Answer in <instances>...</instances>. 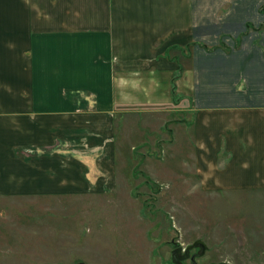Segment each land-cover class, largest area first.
<instances>
[{
	"label": "crops",
	"instance_id": "1",
	"mask_svg": "<svg viewBox=\"0 0 264 264\" xmlns=\"http://www.w3.org/2000/svg\"><path fill=\"white\" fill-rule=\"evenodd\" d=\"M262 5L0 0V197L56 192L52 173L64 182L76 159L36 148L109 152L113 109L171 104L173 86L190 105L203 190L264 196Z\"/></svg>",
	"mask_w": 264,
	"mask_h": 264
},
{
	"label": "rangeland",
	"instance_id": "2",
	"mask_svg": "<svg viewBox=\"0 0 264 264\" xmlns=\"http://www.w3.org/2000/svg\"><path fill=\"white\" fill-rule=\"evenodd\" d=\"M172 97L116 106L109 152L36 148L76 160L64 182L52 173L56 192L0 197V264H177L171 251L197 240L206 251L196 264H264V196L203 190L189 102L176 88Z\"/></svg>",
	"mask_w": 264,
	"mask_h": 264
},
{
	"label": "water",
	"instance_id": "3",
	"mask_svg": "<svg viewBox=\"0 0 264 264\" xmlns=\"http://www.w3.org/2000/svg\"><path fill=\"white\" fill-rule=\"evenodd\" d=\"M197 247L201 248V252L197 255H192L190 257L189 251L194 249V248H197ZM205 251H206V245L202 241L197 240L194 243H192L191 245H188L186 247L180 246V247L173 249L171 251V259H172L173 263H177V264H179L185 260H188V259H190L192 264H196L195 258L203 255ZM181 253H183L182 256L180 255ZM78 264H83V263H78Z\"/></svg>",
	"mask_w": 264,
	"mask_h": 264
},
{
	"label": "flooded vegetation",
	"instance_id": "4",
	"mask_svg": "<svg viewBox=\"0 0 264 264\" xmlns=\"http://www.w3.org/2000/svg\"><path fill=\"white\" fill-rule=\"evenodd\" d=\"M175 248H177V247H175ZM175 248H174V249H175ZM197 248H198V247H197ZM194 249H195V248H194ZM194 249H192V250L189 251V256H190V257H191L192 255H197V254L200 253V252H199V253H197V252H192ZM180 255L182 256L183 253H181ZM196 258H198V257H196ZM196 258H195V259H196ZM186 261H190V259H188V260H186ZM190 262H191V261H190Z\"/></svg>",
	"mask_w": 264,
	"mask_h": 264
},
{
	"label": "trees",
	"instance_id": "5",
	"mask_svg": "<svg viewBox=\"0 0 264 264\" xmlns=\"http://www.w3.org/2000/svg\"><path fill=\"white\" fill-rule=\"evenodd\" d=\"M174 90H175V88H174V86L172 87V94L174 93Z\"/></svg>",
	"mask_w": 264,
	"mask_h": 264
}]
</instances>
